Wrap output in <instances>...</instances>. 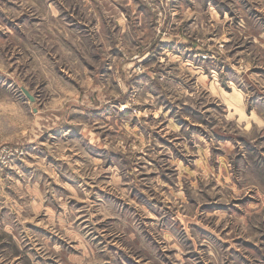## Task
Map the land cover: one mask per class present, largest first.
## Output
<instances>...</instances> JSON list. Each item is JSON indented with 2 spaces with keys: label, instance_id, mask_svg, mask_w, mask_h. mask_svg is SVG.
<instances>
[{
  "label": "clouds",
  "instance_id": "obj_1",
  "mask_svg": "<svg viewBox=\"0 0 264 264\" xmlns=\"http://www.w3.org/2000/svg\"><path fill=\"white\" fill-rule=\"evenodd\" d=\"M204 2L0 0L9 14L0 16V264H168L172 249L171 264L195 251L186 264H241L197 225L264 243V195L225 215L198 211L209 197L264 194V150L250 155L237 139L264 149V112L230 118L217 95L252 110L264 100L248 99L264 93L252 71L264 66V16L254 22L245 0H229L236 15L221 19ZM251 5L264 12V0ZM24 14L11 31L6 20ZM195 123L203 131L189 132ZM153 125L176 147H161ZM221 135L232 139L214 152ZM180 153L192 159L181 163ZM220 173L234 182L220 183ZM31 221L54 235H37Z\"/></svg>",
  "mask_w": 264,
  "mask_h": 264
},
{
  "label": "rangeland",
  "instance_id": "obj_2",
  "mask_svg": "<svg viewBox=\"0 0 264 264\" xmlns=\"http://www.w3.org/2000/svg\"><path fill=\"white\" fill-rule=\"evenodd\" d=\"M133 2H135V0H133ZM245 3H247L248 8L251 9V11L248 12L249 17L255 22L256 18L259 16H264V12L260 11L257 8H253L251 5V0H245ZM207 4H208V0H205L203 7L206 9L207 8ZM191 6V5H189ZM146 7L144 5H142L140 8H136V13L140 14L143 11V8ZM213 7H216L217 12L221 14L220 18L223 19V12H227L229 17H233L236 15L235 12H233L232 8L229 5V0H213ZM247 11V9H245ZM9 14L6 11H0V16L3 17H7ZM27 18V14L24 15H20L18 16L15 20H6V23L9 27V29L11 31H15V28L13 27L15 24H19L22 21H24ZM33 19H35L33 17ZM73 19H75V17H73ZM80 28L86 27V25L80 24L79 25ZM6 35V34H5ZM211 36V33L209 34ZM247 44L242 45L240 51L243 52L245 48H247ZM209 51H211V49H209ZM91 67H95V65H91ZM230 67V66H229ZM232 71H235V69H231ZM225 71H228V68L225 69ZM253 72H255L257 74L258 78H264V66H260V67H254L252 69ZM64 75L69 76V79H72L71 75L67 72L63 73ZM6 79H8V77H6ZM213 91H216V86L213 85ZM217 95H219L220 97V101L222 103L223 106L226 107L227 109V115L231 118L233 116L237 117L240 121H246L248 119V116L246 115V111L251 112L252 118L253 119H257L258 117L261 116V113L264 112V108L261 107V105H264V100L259 101L255 107L254 110H252L251 108L247 107V105H245L239 98L234 97V96H228V95H224L223 93H217ZM257 96H264V93H256V95L249 97V101L252 100H256ZM58 105H62L64 103V101H58L57 102ZM171 103V102H170ZM146 107H150L151 105H145ZM185 107H189V106H185ZM102 109H96V111H101ZM124 111H127V109H124ZM164 111H168L167 107L164 108ZM193 111H195L193 109ZM162 116V113H161ZM169 116H171V113H169ZM156 119H159L160 117H155ZM144 119H153V117L148 116V117H144ZM189 124V121L187 120H181L178 124L177 127H181V125H187ZM69 127L72 128H76L78 129L80 127L79 123L77 122H73L69 125ZM160 127H163V125H161ZM193 128L196 129H200L201 131H203V128H201V125L199 123H195L192 124L191 128L188 129L189 132L192 131ZM153 133H155L160 141V146L164 147V148H175L176 147V141L171 139V133L168 134H164L161 133L159 131V128L156 125H153L150 129ZM184 129L181 128V131H183ZM81 135L83 133H80ZM232 139V137L230 136H223L221 135L219 137L218 143L220 145V147L218 149H215V151H224V141H230ZM240 142L241 145L243 146V148L250 154V155H254L255 153L264 150V149H257L256 145L260 143L259 140H250L248 139L246 136H241L237 138ZM264 139V138H262ZM189 147H191V145H189ZM178 151V149H177ZM237 152H239V150H237ZM214 154V153H213ZM175 155V153H174ZM180 158H181V163H184L185 160H189L192 159L191 154H189L188 156H184L183 153H180ZM234 160H239L240 159V155L237 154L235 156H233ZM187 166V165H185ZM35 166L32 164H26L25 165V174H27V172H30ZM171 172V169L169 170V173ZM150 176H155L156 173L155 172H151L149 173ZM221 179H220V183H225V182H229V183H233V177L229 176V177H224L222 173H220ZM171 175H167V176H161V180L165 183V186L167 188H172V184H169L168 181L171 179ZM180 181H177V187L180 186ZM237 190H239V187L237 186ZM264 195V194H254V193H247L246 195L240 197L238 200H234V201H220L218 203H213L212 199L209 197L207 198L208 202L206 203H202L198 209L199 212H207V214L209 216L211 215H225L226 214V210L229 208H232L233 204H239L244 200L250 201L252 202V206H255V203L259 200L260 196ZM153 203H155L156 201L153 200ZM164 203H171L170 200H166L164 201ZM189 204L193 203V201L189 200L188 201ZM148 211H150V209H146ZM230 215V213H227ZM168 218L165 217V222H167ZM29 228H32L35 230L37 235H42L47 233L49 236L54 235L53 233L49 232V229L47 227H45V225L43 223H37L36 221H31L28 224ZM197 228L200 229L201 233H207L209 236L214 237L216 240H218L221 244L224 245L225 248H230L231 252L235 253L236 256L240 257V261L241 264H261V260H264V243H257L255 240H251V239H243L242 237L237 238L235 240L232 239H223V233L217 235L214 232H210L208 228L202 227L200 225L196 226ZM227 231H230V229H227ZM42 238H46L43 237ZM260 241H264V236H260L259 237ZM189 244H193L194 241H192L191 239L188 241ZM7 245V242H5V244L0 245V247H5ZM233 245H235V247H233ZM112 248H115L117 252L122 253V254H126V250L119 248L116 245H112L110 246ZM176 249H172L168 252L167 255V259H168V264H171V256L176 253ZM200 252L199 251H195V252H185L182 256H178V260L186 262L189 261L190 259L194 258L195 256L199 255ZM256 256L259 257L260 259L253 261L252 257ZM41 259H43V257H41ZM134 259V258H132ZM48 264H53L52 261H48Z\"/></svg>",
  "mask_w": 264,
  "mask_h": 264
}]
</instances>
